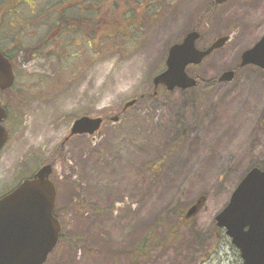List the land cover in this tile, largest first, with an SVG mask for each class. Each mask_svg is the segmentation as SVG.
Here are the masks:
<instances>
[{
	"label": "rangeland",
	"instance_id": "obj_1",
	"mask_svg": "<svg viewBox=\"0 0 264 264\" xmlns=\"http://www.w3.org/2000/svg\"><path fill=\"white\" fill-rule=\"evenodd\" d=\"M47 1L0 0V49L15 55L16 46L33 48L48 38ZM248 1L254 6L228 0L217 7L205 42L228 26L238 41L240 20L264 18V0ZM206 6L207 0H169L159 19H127L97 50L84 45L64 54V39L55 37L20 66L12 88L0 90L11 134L0 152V196L57 158L76 118H105L95 134L70 138L55 160L63 237L45 264H243L216 216L248 170L264 167V134L251 131L254 80L245 83L246 96L239 72L200 94L189 88L139 100L113 118L153 90L167 47L200 24ZM251 40L240 38L243 45ZM76 49L81 56L72 55ZM238 57V50L219 51L201 70L213 76ZM200 197L203 204L186 218ZM145 235L149 241L135 250Z\"/></svg>",
	"mask_w": 264,
	"mask_h": 264
},
{
	"label": "water",
	"instance_id": "obj_2",
	"mask_svg": "<svg viewBox=\"0 0 264 264\" xmlns=\"http://www.w3.org/2000/svg\"><path fill=\"white\" fill-rule=\"evenodd\" d=\"M227 0H216L223 3ZM200 33L189 32L181 43L171 47L168 68L154 77V85L166 84L190 88L197 84L186 72L189 64H200L213 50L224 45L228 37L218 38L208 49L197 48ZM242 65L256 64L264 68V36L242 54ZM234 71H227L222 80H231ZM15 72L11 61L0 52V89L13 86ZM136 99L126 103L129 107ZM8 113L0 105V152L10 132L4 125ZM118 117H115L117 120ZM103 118L84 115L76 119L70 135L94 134ZM53 165H43L32 177L24 179L15 189L0 197V264H44L60 239L62 226L55 215L57 188L51 178ZM203 199L189 208L193 216ZM218 225L239 249L244 264H264V169L253 167L232 193L229 203L216 217Z\"/></svg>",
	"mask_w": 264,
	"mask_h": 264
},
{
	"label": "flooded vegetation",
	"instance_id": "obj_3",
	"mask_svg": "<svg viewBox=\"0 0 264 264\" xmlns=\"http://www.w3.org/2000/svg\"><path fill=\"white\" fill-rule=\"evenodd\" d=\"M168 2L169 0H49L44 3L46 7L43 9L47 11V15H50L49 18L52 21L49 32L50 35L48 34V38L46 37L47 39L45 38L46 40L44 39L45 41L38 45L37 48L49 41L53 43L57 36V38L62 37L64 39L63 44L58 45L59 49H61L64 54H71V48L84 45L89 49L94 48V50H97L96 48L100 46L102 37L107 36L109 38H114L122 31L120 27L126 25L125 22H127V19H132L134 24L141 23L142 19L145 18H150L151 20L159 19L163 14L165 4ZM226 3H228V0L221 4H218L216 0H207L206 10L200 14V24L191 28V30L199 31L200 37L197 39L196 46L202 50L210 47L219 37L228 36V40L222 47L215 49L210 55L205 57L202 63L188 65L186 71L197 80V85L191 89L197 90L199 94L201 91L210 90L234 81L239 72L244 84H247V80L250 79L251 81L252 78L255 82L252 83L255 92L249 89V94L252 98V110L255 111L254 115L257 120V125H254L251 131L254 134L262 135L264 134V68L255 64L242 65L241 63L242 54L248 48L253 47L264 36V18L261 17L254 20L243 19L240 20L241 25L238 22L241 29L240 38L242 39L245 36L252 38L247 45H243L240 38H238V41H233L232 33L229 32V26L224 29L222 27L223 30L221 29V31L214 35L209 42H205V36L209 29L208 26L210 25V21L213 20L215 9L219 6H224ZM253 4L254 2L242 0L243 6H249L251 8L254 6ZM37 7L38 3H35L32 8L33 14L36 15V17L38 11ZM257 7H259V2L256 1V8ZM135 9L140 17L135 15ZM15 12L18 13V10ZM43 13L44 12H41V14ZM137 19L139 22H136ZM107 27L111 28L109 33L104 32V29ZM184 37L167 47L163 72L168 68L167 59L170 48L172 45L182 42ZM229 42L233 44L231 48H228V46L226 47ZM233 50L239 51V57L233 66L224 68L213 76H209L207 72H202L201 69L204 66L203 64H205L210 56H213L219 51L229 52ZM72 55L74 57L81 56V49H76ZM229 70L234 71L232 79L228 81L222 80L221 78L224 76V73ZM246 84L243 88L244 96L247 95ZM156 90L157 93L155 94ZM183 90L185 89L180 87L169 89L166 84H160L157 88L153 85V90L149 92L150 94L146 93L148 95L145 97V93H143L144 95L141 100L150 98L151 96L167 95Z\"/></svg>",
	"mask_w": 264,
	"mask_h": 264
},
{
	"label": "trees",
	"instance_id": "obj_4",
	"mask_svg": "<svg viewBox=\"0 0 264 264\" xmlns=\"http://www.w3.org/2000/svg\"><path fill=\"white\" fill-rule=\"evenodd\" d=\"M56 38H57V36H56ZM45 40H43V41H45ZM15 50H16V54L13 55V54H10V52L5 50V49H0V51H2L11 60L15 70L18 71L20 69V66L25 64L28 61V58H32V57H35L37 55V53L39 51V48H36V47L30 48V47L16 46ZM18 58H20L19 62H18ZM33 85H37V83H33ZM138 99H139V97H138ZM124 113H125V110L121 109V110H119L118 116H122V114H124ZM65 143L66 142H63V143H61L58 146V148L55 151V154L57 155V158L53 157V159H51L49 161V163H52L53 165H55V163H56L55 160H57V159L59 160V159L64 157V154H65L64 145H65ZM55 215L61 221L60 215L57 214L56 209H55ZM62 237H63V234L61 233L60 234V240H62ZM147 240L148 239H146V235H145V237L137 244V246L135 247V250L136 249H141V248H139V246H142L143 242L145 243Z\"/></svg>",
	"mask_w": 264,
	"mask_h": 264
}]
</instances>
